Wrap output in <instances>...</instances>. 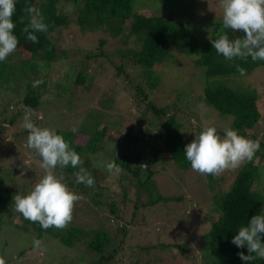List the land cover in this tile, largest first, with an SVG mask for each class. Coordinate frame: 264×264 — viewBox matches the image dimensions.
<instances>
[{
	"label": "rangeland",
	"instance_id": "1",
	"mask_svg": "<svg viewBox=\"0 0 264 264\" xmlns=\"http://www.w3.org/2000/svg\"><path fill=\"white\" fill-rule=\"evenodd\" d=\"M39 1L37 0V4ZM80 2L81 0L57 2L58 8L71 21L67 26L55 28L50 32L49 38L54 43L55 50L64 52L51 61L48 67L45 65V59L36 60L34 63L30 58V52L24 51L22 47H17L16 51L5 60L6 70L0 73V109H6L4 114L7 118L16 115V120L13 123L0 122L2 127L0 194L6 189H11L14 183L23 186L26 182L25 185L33 187L45 175L44 169L39 164L41 158L37 156L38 153L33 149L22 147L23 142L27 144L28 133L22 132L25 129L23 118L28 111L31 112L32 122L41 128L72 131L75 129L74 132L77 134L75 142L81 144L86 141L89 133L98 128V124L100 126L107 122V116L111 115L114 122L116 119L120 121L117 124L120 129L118 136L121 138L119 144L126 148L130 146L128 151L143 155L146 134L143 133L145 124L140 122V111L145 101L125 82L123 75L117 74L115 66L106 60L108 58L117 64L123 63L125 70L129 71L127 59H121L124 57L123 54L129 49L137 48L139 44L135 41V35L127 33L120 37L109 38L102 46L105 55L100 56L96 60L98 62L91 61L86 55L96 50L98 39L104 33L100 30L83 33L79 31L74 19ZM218 9H222L219 1L213 0L134 1L135 12L148 16L170 14L169 19L177 20L191 35L181 40L176 38L170 45L166 64L159 66V86L151 91L146 88L149 99L160 105L169 104V107H172L169 113L175 114L176 119L184 123L180 132L187 143H190L205 127H215L221 137L224 136L226 128H232L240 134L246 133L244 137L252 140L257 137L263 143L260 152H264L263 65L255 67L245 76L226 77L229 84L249 87L256 92L257 107L261 117L253 128L244 131L236 129L232 123V116L219 113L203 99L205 77L203 68L197 62L198 49L208 44L214 26L222 20L223 11L218 12ZM125 35H128L126 42H124ZM78 71H83L86 76L83 83L72 81ZM40 79L43 83L35 87L41 92L40 103L33 109L23 106L20 100L23 98L26 83ZM19 84L22 86L21 90ZM68 85L69 90L65 92ZM3 86L7 87V91L2 89ZM41 116L42 119L39 118ZM152 129L153 127L147 143L159 145L160 139L158 135L155 136V131ZM17 132L22 134L13 138V134ZM126 136L128 139L125 142L123 138ZM113 152L110 150L111 154ZM163 154L166 161L162 158L160 170L152 177L156 190L153 191L163 196L177 195L181 198L178 201L161 200L146 208L139 206L136 218L132 223H128L129 228L127 227L117 256L110 257V264H214V258L208 250L204 251L206 245L203 239L219 215V211L215 210L213 194L227 190L239 168L225 171L215 177L216 182L213 185H209L205 175L195 172L191 166L183 168L179 166L180 164H173L168 154ZM101 156L102 153H97V157ZM263 159L257 156L251 163L258 165L257 180L253 187L257 188L263 197L264 214ZM97 163L101 165L103 158ZM246 164L247 162L244 165ZM55 173L58 177L62 175L65 183L66 174L60 168H57ZM122 174H125L124 170ZM104 175L105 177H100V184L107 188L106 192H111L116 177L108 172ZM128 190L130 191L126 199L120 192L110 194L108 199L109 201L125 199L123 209L125 221L129 220L136 202L134 193L136 186L134 185V188L129 186ZM85 199L88 200L87 197ZM77 205L79 204H76V207ZM95 205L90 206V213L81 212L75 207L70 224L85 226L97 223L98 220L99 226H89V228L95 230L108 228L109 231H113L116 225L109 223L104 207ZM93 211L96 221L90 220ZM106 214L108 215L107 212ZM19 215L15 210L10 217L5 215L0 223V257L4 258L6 264H91L90 261L98 257V253L87 250L84 246L87 238L92 236V232L84 233L83 230L80 231L81 241L72 247L63 246L55 237L40 238L42 247L46 249L41 254L39 250L34 249L33 241L36 239L30 224L28 229L24 230V225H13L9 219L13 218L15 223L22 224ZM121 236V232H117L112 244L118 243ZM109 250H111L110 246L107 247L106 253Z\"/></svg>",
	"mask_w": 264,
	"mask_h": 264
},
{
	"label": "trees",
	"instance_id": "2",
	"mask_svg": "<svg viewBox=\"0 0 264 264\" xmlns=\"http://www.w3.org/2000/svg\"><path fill=\"white\" fill-rule=\"evenodd\" d=\"M58 1L40 0L39 4H37V0H16V11L12 17L13 22L16 24L14 35L19 39L17 47H22L24 51L30 52V58L34 63H36V60L43 61L45 59V65L47 67L51 61L57 59L64 52L55 50V45L49 38L50 32L55 28L67 26L71 21L58 8ZM134 1L81 0L79 7L75 11L76 18L74 22L79 26L81 33L95 30H100L104 33L98 39V47L96 50L86 55V57L94 62H98L96 60L100 56L105 55L102 46L106 41L108 42L109 38L120 37L125 33L135 35V41L139 46L134 49H129L127 53L123 54L124 57L121 59H127L129 71L125 70L123 63L117 64L108 58L106 60L109 64L115 66L117 74L123 75L125 82L145 101L143 109L140 111V122L145 124L143 133L146 134V146H143L142 149L143 155H139L135 151H128L130 146L126 148L119 144L121 138L118 136L120 129L117 124L120 121L116 119L114 122L113 116L111 115L107 116V122L100 126L98 124V128L89 133L88 138L82 144L75 142L77 134L74 131L53 129L58 135L63 136L72 150L80 155L84 162L83 167L95 180L94 188L86 187L84 184L76 183L74 173L78 171L77 168H72L70 165L67 168H60L66 174L65 183L69 187V190L82 197L76 202V204H79L77 205L79 211L90 213L91 210L89 208L93 204H96V207H104L105 216L109 223H115L116 225L114 230L109 231L108 228H99L96 230L89 228V226L94 227L98 225V220L97 223L87 224L85 226L69 224L62 231L59 229L55 230L53 227L44 230L38 223H33L23 218L20 213L19 219L22 220V224L15 223L13 218H9L13 225H24V230H27L30 224L34 229L36 240L42 237L46 238V236L55 237V239L59 240L60 244L66 247L75 246L81 241L82 234L80 231L82 232L83 230L84 233L92 232V236L87 238L88 240L84 246L87 250L98 253L99 255L90 261L91 264H110V257L117 256L122 246L123 237L129 228L128 223H132L134 218H136L139 206L146 208L161 200L178 201L181 198V196L177 195L163 196L153 191V189L155 190V182H153L152 177L160 170L161 161L163 159L166 161L163 153L168 154L173 164H180L179 166L183 168L190 166V162L184 156V146L188 143L180 132V128H183L184 123L181 121L180 123L176 119L175 114L169 113L172 108L169 107V104L160 105L154 102V100L149 99L147 89L151 91L159 86V66L162 67L164 63L166 64L165 61L169 54L168 50L174 40L176 38L180 40L189 38L191 35L187 28L178 23L177 20H170V14L148 16L135 12L133 10ZM213 1L218 2L219 0ZM26 6L38 7L44 17V22L48 24V31L46 33H34L39 40L35 44L28 41L26 39L27 34L22 32V29L29 22V16L24 11ZM220 11L223 10L218 9V12ZM221 29L222 20L214 26V31L208 44L198 49L199 55L197 62L203 68L205 77L203 99L219 113L232 116L233 126L238 130L243 129L242 131H244L253 128L261 117L257 107V94L249 87L244 88L239 85L234 86L229 84L228 78L226 77L240 76L236 70L237 64L245 68L246 74H249L255 67L264 66V61L253 62L251 58L247 62L239 59H234L231 62L226 61L222 55L217 54L211 43V40L218 38ZM224 31L227 32L230 39L242 38L243 36V32L240 30L236 32H232L231 30ZM128 35H125L124 42L128 40ZM6 64L5 61L0 62V73L6 70ZM85 78L84 72L78 71L72 81L83 83ZM26 84L23 98L20 101L23 106L32 109L36 108L40 103L41 92L39 89L33 87V83ZM68 87L69 85L66 86L65 92L69 90ZM21 88L22 86L19 84V90ZM2 89L7 91L6 86H3ZM5 112V108L0 109V122L13 123L16 120V115L7 118L4 114ZM148 113L150 116H148ZM152 127V130L155 131V136L158 135L160 139V146L147 143V139H150ZM1 128L0 126V132ZM24 132L25 134L28 133L26 129L22 133ZM22 133H14L13 138ZM238 134L244 136L246 133ZM127 139L126 136L123 138V141L126 142ZM253 140L258 139L255 137ZM108 143L109 145H107ZM26 145V143H22L24 149H29ZM262 146L263 143L260 141V149ZM110 150L114 151L113 154L110 153ZM99 152L102 153L101 157H97V153ZM37 156L39 157V155ZM257 156L263 159L264 152H260L259 150L254 158ZM101 158H103V163L99 165L97 162ZM107 161H115L125 171V174H121L118 178L116 177L113 182L114 188L111 192H106L107 188L100 184V177H105L104 173L107 172L104 166ZM257 166V164H253L251 161L247 162L246 165L241 166L237 170L232 184L227 190L222 193L217 192L213 194L215 210L217 209L219 211V215L205 233L203 239L206 245L204 251L206 249L208 250L214 258V264H246L237 255L238 252H244L245 255H248L246 247L238 249L231 243V240L237 234L238 228L246 225L253 215L263 214V197L257 188L253 187V184L257 180ZM205 180L209 185H213L216 182L215 177L212 175H205ZM124 181H128L131 185L126 182L124 183ZM25 184L27 183L25 182ZM25 184L18 186L14 183L11 189H6L0 194V223H2L5 215L10 217L15 212L14 195L18 193L27 195L34 187H28ZM132 184L136 186V190L134 191L136 202L134 203V210L129 220L125 221L123 220V209L126 196L130 191L128 190L129 186H133L134 188ZM117 192L123 194L125 199L122 201H109L110 194ZM86 197L88 198L87 201L85 199ZM92 215L90 220L96 221L94 219V211ZM133 224L136 225V223ZM117 232H121V240L113 245V237L116 236ZM262 243H264V236H262ZM108 246H110L111 250L106 253ZM248 264H264V260L254 259L248 262Z\"/></svg>",
	"mask_w": 264,
	"mask_h": 264
},
{
	"label": "clouds",
	"instance_id": "3",
	"mask_svg": "<svg viewBox=\"0 0 264 264\" xmlns=\"http://www.w3.org/2000/svg\"><path fill=\"white\" fill-rule=\"evenodd\" d=\"M219 4L223 10L222 29L218 38L211 40L217 54L229 62L234 59L247 62L249 58L253 62L264 61V0H219ZM15 11L16 0H0V62L15 52L19 44L18 37L14 35L16 24L12 19ZM24 11L30 19L22 32L27 34L28 41L38 43V37L34 33H46L48 24L44 22L39 9L26 6ZM224 30H240L243 36L230 39ZM236 70L240 76L246 75V69L239 64L236 65ZM41 83L42 79L36 80L33 87H38ZM23 119V127L28 131L26 146L38 153L41 158L40 167L44 169L45 175L27 195H14L15 210L26 220L38 223L44 230L51 227L65 229L72 221L75 203L82 197L70 191L63 182L64 177H58L55 170L69 165L77 168L78 171L74 173L76 183L86 187L94 188L95 180L83 167L80 155L70 148L63 136L53 129L34 124L30 111L25 113ZM259 150V140L241 136L232 128H226L221 137L215 127L209 126L184 146V156L195 172L218 177L227 170H236L252 161ZM104 166L110 175L117 178L123 172L115 161H107ZM262 236L264 214L253 215L246 225L238 228L231 243L238 249L246 247L248 255L244 252L237 253L241 261L248 264L254 259L264 260ZM33 246L41 254L46 251L38 239L33 241ZM0 264H6L3 257H0Z\"/></svg>",
	"mask_w": 264,
	"mask_h": 264
}]
</instances>
